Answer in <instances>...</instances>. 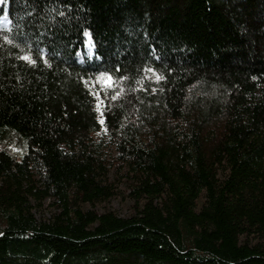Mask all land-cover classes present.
<instances>
[{"label":"trees","instance_id":"obj_1","mask_svg":"<svg viewBox=\"0 0 264 264\" xmlns=\"http://www.w3.org/2000/svg\"><path fill=\"white\" fill-rule=\"evenodd\" d=\"M0 18V264H264V0H2ZM100 73L113 156L92 137ZM120 183L132 215L97 211Z\"/></svg>","mask_w":264,"mask_h":264},{"label":"rangeland","instance_id":"obj_2","mask_svg":"<svg viewBox=\"0 0 264 264\" xmlns=\"http://www.w3.org/2000/svg\"><path fill=\"white\" fill-rule=\"evenodd\" d=\"M2 5V0H0V6ZM5 20V18H0L1 22ZM4 23V22H3ZM3 27L7 28L8 25H3ZM87 48L90 50L92 49V44L86 45ZM88 56L91 57L92 54L88 52ZM80 59V58H79ZM146 78L149 80H158L157 75L152 71H149L146 75ZM107 76L100 77V75L95 76L94 78L88 79L85 81L86 88L88 89L94 104V109L97 114L98 122L100 124V129L97 132L92 134V137L97 141H102L105 145V152L108 156H113L115 154L114 146L109 141L106 131L103 127V117H102V110H103V98L102 95L106 94L107 91L112 90L114 87H104L103 84L100 82L101 80H106ZM100 93L99 97V105L97 104V97L93 95V93ZM97 106H99V111H97ZM102 121V123H101ZM14 152H17L14 150ZM110 178L113 180V174L111 173ZM117 194L113 196L108 202L98 203L95 205V209L99 212H104L106 210H111L119 217H129L133 213V205L134 202L127 197V191L123 183L118 184L117 186ZM203 203V199L200 198L197 201L198 207ZM85 208H89V206H85ZM56 211L55 207L52 206V201L47 200L45 201L40 210L35 211V216L37 219H48L54 212Z\"/></svg>","mask_w":264,"mask_h":264},{"label":"snow or ice","instance_id":"obj_3","mask_svg":"<svg viewBox=\"0 0 264 264\" xmlns=\"http://www.w3.org/2000/svg\"><path fill=\"white\" fill-rule=\"evenodd\" d=\"M85 35H88V33L85 32ZM22 58L25 59V60H28L32 64H35L36 63V61L34 59H32L30 56H24ZM41 58L44 59L43 57H41ZM44 62L47 63V60L44 59ZM147 70L148 71H152V72L155 71L154 69H147ZM116 71H119V69L117 68ZM99 75L102 78L105 77V76H107V79L106 80H101L100 81L103 84L104 87H114L113 78H112L111 74L100 73ZM120 78L123 79L124 77H120ZM157 79H160V77H159L158 74H157ZM93 95H95L97 97V104L99 105L100 93L96 92V93H93ZM118 95H119V93H116L111 98L113 100H115ZM97 111H99V106H97ZM101 123H102V121H101Z\"/></svg>","mask_w":264,"mask_h":264},{"label":"bare ground","instance_id":"obj_4","mask_svg":"<svg viewBox=\"0 0 264 264\" xmlns=\"http://www.w3.org/2000/svg\"><path fill=\"white\" fill-rule=\"evenodd\" d=\"M3 22H4V23H3ZM7 23H8V21H6V20H3V21L1 22L2 25H7ZM88 44H90L89 40H87V45H88Z\"/></svg>","mask_w":264,"mask_h":264}]
</instances>
